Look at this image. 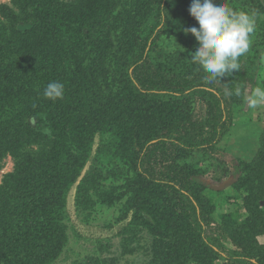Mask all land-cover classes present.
Returning <instances> with one entry per match:
<instances>
[{
	"label": "trees",
	"instance_id": "obj_1",
	"mask_svg": "<svg viewBox=\"0 0 264 264\" xmlns=\"http://www.w3.org/2000/svg\"><path fill=\"white\" fill-rule=\"evenodd\" d=\"M186 3L8 0L0 5V161L7 152L16 161L14 173L0 185V264H50L57 258L64 243L66 195L88 161L96 132L109 137L102 138L76 188V211L87 213L95 204L92 197L108 207L126 197L120 211L123 217L132 213L126 228L133 233L141 226L154 235L189 227L180 244L171 239L178 246L172 243L171 252L153 247L156 263L192 253L198 264H263L231 246L246 228L245 221V228L235 224L243 218L240 209L252 212L254 224L264 218L256 205L264 197V132L251 160L233 165L238 178L229 192L207 189L199 181L206 170L179 162L222 150L219 145L243 111V79L263 57L264 32H254L251 53L239 58V70L221 78L220 86L208 84L207 73L191 60L197 43L191 34L177 32L185 39L177 55L158 51L174 19L198 28ZM259 5L231 0L229 7L250 13ZM154 52L160 64L151 63ZM120 67L126 81L117 78ZM52 81L64 85L62 98L44 96ZM197 102L204 104L203 115L195 114ZM27 160L45 163L36 171ZM216 162L227 176L224 162ZM28 174L36 175L28 177L23 194L7 193ZM219 195L242 204L216 220Z\"/></svg>",
	"mask_w": 264,
	"mask_h": 264
},
{
	"label": "rangeland",
	"instance_id": "obj_2",
	"mask_svg": "<svg viewBox=\"0 0 264 264\" xmlns=\"http://www.w3.org/2000/svg\"><path fill=\"white\" fill-rule=\"evenodd\" d=\"M63 1L68 2L73 0ZM187 1L189 2V5L186 3V7L189 8L191 0ZM258 1L260 5L256 6V9H252L249 14H255V31H258L259 29V31L264 32V0ZM218 2L225 3L229 6L231 0H218ZM7 3L8 0H0V5ZM90 18H93V16ZM193 23L198 26L196 21ZM187 24L182 25L179 18L174 19L169 24L173 31L169 34H165L164 42H159L158 51L167 49L172 55H177L179 50L183 47V40H185L179 39L177 32H180L182 35H186L184 29L189 28ZM187 34L190 35L191 33ZM253 35L254 34H252L251 37L252 41ZM98 43L99 41L95 40V44L97 45ZM252 46L253 44L251 43L250 49ZM198 47V42H195L192 49H197ZM87 49L88 48L85 50ZM250 49L243 56H247L251 53ZM261 49L262 47L258 48L257 51L261 52ZM153 56L154 57L151 62L153 65L154 63L160 64L158 62H162V58L156 57L155 52L153 53ZM262 56L263 57L255 66L258 68H256L250 76H246L243 79L242 95L245 100L242 108L243 111H240L239 117L234 122V126L232 127L229 135L219 145L222 150H219L217 153L212 152L209 157H203L201 154H194L190 156L187 161L182 159L179 162L180 164H187V162L198 164L200 168L206 170L205 175L199 177V181L203 184V186L213 192L219 193L223 191H231L232 184H234L238 178V174H236L233 170V165L237 164L238 160L248 163V161H250L257 152V139L260 134L264 132V103H262L258 108L249 109L246 106V98L256 87H264V53H262ZM87 64L88 62L85 66H87ZM119 70L120 73H117V78L123 77L125 80L124 68ZM251 77H253V79H251ZM217 86L220 85L217 84ZM203 105L198 102L196 103V116H198V114L203 115ZM108 137H103L102 134L96 132L91 139L89 149L87 151L90 152L87 159L88 161L86 162L76 183L72 185L66 195L65 216L63 219V225L65 226L63 236L64 243L60 249L59 255L50 264H198L192 253H188L187 259L179 258L173 263H167L164 261H158L156 263L158 258L153 254V247H155L156 251H159V253H163V250H165L164 253L171 252L173 248H178L177 244L173 241L177 240L176 242L180 244L181 240L186 239V236L190 235V228L185 226L186 229L183 228L179 231L174 229L167 235L159 234L158 232L154 235L150 229L141 226L139 228V232L133 233V231L131 232L128 228H126L132 219V213L130 212L123 217V214L120 211L126 201V197L121 198L109 207L98 204L96 197H92V202H95V204L87 213L82 212V210L76 211V188L84 175L90 171L89 169H91L92 166V159L97 152L98 146L103 142L102 138L108 139ZM71 154L77 155L78 152L74 151ZM218 159L224 162V168H226L228 172L227 176L225 175L223 177L224 174L222 175L220 169H216V160ZM0 162L1 185L9 175L14 173L16 161L13 156H11V153L7 152ZM26 162L29 168L36 171L40 170L41 166L45 163V161L41 162L34 160H27ZM31 175L36 174H28L23 177L20 175L18 183L14 184V189L9 190L7 193H15L18 191L16 195H20L21 193L23 194V188H25L27 179ZM109 188L110 187L108 185V189ZM34 190L36 189L32 188L31 191ZM28 198L30 199V197ZM216 199L219 200V203L216 205L214 210L216 220L220 219V215L238 211L242 204V200L240 199L236 202L238 205L231 201L228 202L225 195H219ZM4 204L8 208L12 205L11 202L6 199H4ZM256 205H258L260 209L264 210V197L259 200L258 203L256 202ZM239 216H242L243 218L236 219V227L245 228L242 224L245 221L246 228L238 233L240 235L236 236L237 243L235 245L233 244L234 246H231L232 249L235 250L238 247L251 258L264 264V218L259 220V224H254L253 221H249L252 217V212L250 210L244 212L241 209ZM256 218L258 219V216H256ZM250 224H254V226L248 230L247 225ZM171 239L173 241H171ZM172 243H174L173 248L171 247ZM214 264L225 263L223 261H215Z\"/></svg>",
	"mask_w": 264,
	"mask_h": 264
},
{
	"label": "clouds",
	"instance_id": "obj_3",
	"mask_svg": "<svg viewBox=\"0 0 264 264\" xmlns=\"http://www.w3.org/2000/svg\"><path fill=\"white\" fill-rule=\"evenodd\" d=\"M188 12L199 26L184 29L199 45L191 60L207 73L206 83L219 84L221 78L240 69L238 60L249 51L256 30L255 14L237 12L218 0H191ZM43 94L53 100L62 98L64 85L58 81L49 82ZM234 94L240 96L241 90L236 88ZM225 95L230 97L233 92L226 91ZM262 103L264 87L258 86L247 96L246 106L255 109Z\"/></svg>",
	"mask_w": 264,
	"mask_h": 264
}]
</instances>
